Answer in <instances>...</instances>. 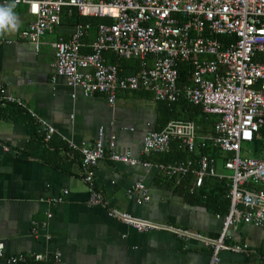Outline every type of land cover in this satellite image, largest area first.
<instances>
[{
  "label": "crops",
  "instance_id": "crops-1",
  "mask_svg": "<svg viewBox=\"0 0 264 264\" xmlns=\"http://www.w3.org/2000/svg\"><path fill=\"white\" fill-rule=\"evenodd\" d=\"M7 3L10 0H0V5ZM14 12L19 16L20 26L0 34V87L21 100L54 133L45 148L46 144H39L29 136L30 127L35 124L16 106L10 105L16 111L15 116L0 118V242L3 244L0 264H7L9 258L17 256L24 260L16 264H52L54 252L59 254V264H207L210 246L177 238L164 230L138 233L106 215V210L113 209L211 240L219 236L225 215L189 203L183 191L174 189L181 181H170L168 185L167 179L153 166L155 157L141 153L142 137L163 127L159 128L158 101L143 90L118 91L110 105L100 94L83 97L61 78L52 84L51 43L67 40L76 24L61 21L42 35L35 52L31 44L19 38L32 18L22 5H15ZM96 19L101 20L99 23L107 21ZM94 32L95 25H90L88 34L80 40L81 53L90 52L88 46ZM208 116L213 126L217 117ZM98 128H102L104 140L114 135L113 151L128 152L133 159L150 166H128L104 158L91 171L93 188L101 195L104 206H90L91 196L82 180L80 155L75 149L90 147ZM200 133L195 131L194 153L198 142L210 144L208 139L212 135ZM175 143L179 144L172 140L170 148ZM217 151L223 159L217 162L213 158L215 169L225 175L222 162L228 154ZM206 178L212 179L205 180L210 187L215 185L213 179L219 183L217 191H224L221 182L229 187L226 179ZM137 182L144 186L148 196L141 204H136L138 194L125 195V190ZM189 183L183 189L188 191L193 187L192 177ZM199 188H193L194 193ZM57 198L60 201L51 205L50 200ZM44 236L49 240L45 241ZM224 245L227 249L220 250L217 264H264V227L238 222L228 229ZM36 254L42 255L44 261L34 262L31 256Z\"/></svg>",
  "mask_w": 264,
  "mask_h": 264
},
{
  "label": "built area",
  "instance_id": "built-area-1",
  "mask_svg": "<svg viewBox=\"0 0 264 264\" xmlns=\"http://www.w3.org/2000/svg\"><path fill=\"white\" fill-rule=\"evenodd\" d=\"M26 8L32 18L19 38L31 44L36 52L42 35L59 25L60 14L73 11L82 17L107 20L95 25L89 53H81L80 40L88 34L89 24H76L67 40L51 43L53 49L52 75L55 83L61 78L65 85L77 88L83 97L103 95L108 104L114 103L116 92L143 90L156 101L174 103L183 99L200 106L202 113L217 117L209 137L212 148L228 157L223 160L225 175L218 174L214 159L205 155L185 158L166 164H153L162 176L174 182L193 178V188H199L206 177L226 179L229 182L228 211L222 219L219 236L205 238L197 233L158 226L113 209L106 215L145 233L164 230L177 238L193 239L211 252L207 264H217L220 250L227 249L224 238L238 222L252 227H264V159L241 157L242 143L250 142L264 128V0H10ZM225 37L222 44L218 38ZM111 53L117 59H133L137 70L122 76L113 64L105 63L103 54ZM190 67L187 84L177 86V65ZM74 98V95L70 96ZM13 105L35 124L43 142L50 140L53 128L29 110L18 98L0 87V107ZM195 126L190 121H168L159 131L147 132L141 140L142 154H168L170 142L176 140L190 155L195 151ZM114 135L103 139L98 128L90 147L75 149L80 155L83 182L91 198L90 206H104L101 195L93 188L91 171L107 158L128 166H150L133 159L128 152L116 153ZM66 193V192H64ZM138 194L136 204L148 200L144 186L134 183L125 190L126 197ZM59 198L51 199L56 204ZM50 215H46L49 218ZM33 237L37 238L33 232ZM45 241L49 240L44 236ZM245 248V246H243ZM238 251L239 247H233ZM3 244L0 242V259ZM42 262L40 254L31 256ZM21 256L9 258L7 264H16ZM52 264H59L54 252Z\"/></svg>",
  "mask_w": 264,
  "mask_h": 264
},
{
  "label": "trees",
  "instance_id": "trees-1",
  "mask_svg": "<svg viewBox=\"0 0 264 264\" xmlns=\"http://www.w3.org/2000/svg\"><path fill=\"white\" fill-rule=\"evenodd\" d=\"M66 21L72 25L77 23H88L91 26L96 25L101 20L96 18H87L78 16L74 11L70 15H66L63 11L60 14V22ZM226 39L225 37L218 38L220 43L222 44V40ZM85 53V52H84ZM106 63L108 64H115L116 67L120 70V75L127 76L132 75L137 70V62L133 59L123 60V59H116L115 57L109 55L105 56ZM264 61V57H262ZM177 69V86L180 87L183 84H187L189 80L190 74V67L187 63H179L176 67ZM10 105H6L0 109V118L2 119H10L11 117L16 115V111L14 109H10ZM158 111H159V122L160 127L164 126L168 121L172 120H180V121H191L194 123L196 127L195 131L201 132L200 134H211L212 135V118L208 115L202 113L200 106L191 105L184 101L183 99H179L174 103L168 102H161L158 101ZM211 125V127H210ZM29 136L35 139L37 143L46 144L45 148L48 146V142H43L41 136L37 134L35 126L30 127ZM29 145V144H28ZM31 146V144H30ZM170 153L161 155V154H150L155 159L153 160V164H166L171 163L177 160H184L188 157V153L178 144H174L170 148ZM197 152L193 153V155H189L193 158H197L200 155H205L211 158H214L216 161H221L223 158L221 154L215 149L212 148L209 143L206 142H198L197 143ZM68 151V149H65ZM242 154L247 157H251L254 159H264V128H261L257 135L249 142L246 143L244 148L241 147ZM217 161V162H218ZM191 177L187 176L183 181L180 182L179 185L175 186L174 189L180 191L183 196L187 199L189 203H195L197 205L203 206L211 213L217 215H226L228 210V198H227V191H228V183L221 182V185L224 187V191H217L216 188L219 185L215 179H213V185L210 187L208 183H205L207 180L212 179H203L202 184L197 193H188L187 188L186 190L183 189V185L186 184L185 187L190 185ZM206 180V181H205ZM166 183L171 185L170 181L167 180ZM203 185L206 187L203 188ZM264 191V187H260Z\"/></svg>",
  "mask_w": 264,
  "mask_h": 264
},
{
  "label": "clouds",
  "instance_id": "clouds-1",
  "mask_svg": "<svg viewBox=\"0 0 264 264\" xmlns=\"http://www.w3.org/2000/svg\"><path fill=\"white\" fill-rule=\"evenodd\" d=\"M15 3L0 5V34L15 31L20 26L19 16L14 12Z\"/></svg>",
  "mask_w": 264,
  "mask_h": 264
},
{
  "label": "rangeland",
  "instance_id": "rangeland-1",
  "mask_svg": "<svg viewBox=\"0 0 264 264\" xmlns=\"http://www.w3.org/2000/svg\"><path fill=\"white\" fill-rule=\"evenodd\" d=\"M246 146V143H242V148H244ZM242 156V152L240 154Z\"/></svg>",
  "mask_w": 264,
  "mask_h": 264
}]
</instances>
